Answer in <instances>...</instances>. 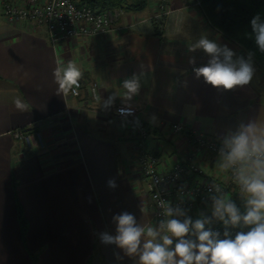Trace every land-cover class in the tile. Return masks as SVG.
Masks as SVG:
<instances>
[{
	"label": "crops",
	"instance_id": "0c3cea01",
	"mask_svg": "<svg viewBox=\"0 0 264 264\" xmlns=\"http://www.w3.org/2000/svg\"><path fill=\"white\" fill-rule=\"evenodd\" d=\"M159 13L161 20L154 17ZM118 25L121 30L108 35L51 43L40 28L7 20L0 6V264H138V255L129 257L101 240L102 233L116 234L114 215L127 211L147 227L153 210L133 135L112 115L113 105L139 107V120L151 130L145 150L159 159L161 171L190 153L188 135L173 132V124L225 141L241 124L264 121V71L258 64L250 83L232 90L196 78L193 69L208 57L189 49L202 36L248 57L202 12L182 9L181 0H168L164 10L148 0L141 11H123ZM57 61H72L81 70L80 98L58 94ZM133 76L140 88L125 101L122 83ZM88 83L97 85L96 100ZM113 95L105 108L103 101ZM16 98L28 104L26 111L16 109ZM16 129H36L43 147L26 150L12 134ZM194 162L206 175H191L189 183L225 178L221 160L198 156ZM223 195L209 196L188 216L207 218L212 198ZM227 196L246 212L236 188ZM18 205L28 224L23 237Z\"/></svg>",
	"mask_w": 264,
	"mask_h": 264
},
{
	"label": "clouds",
	"instance_id": "9594fccd",
	"mask_svg": "<svg viewBox=\"0 0 264 264\" xmlns=\"http://www.w3.org/2000/svg\"><path fill=\"white\" fill-rule=\"evenodd\" d=\"M250 23L255 43L264 52V20L257 15ZM197 49H202L208 57L206 64L193 69L197 79L203 77L207 84L223 90L247 85L252 80L255 69L251 53L247 59L237 56L227 45L206 36L191 45L189 51ZM195 62V57L189 60L190 64ZM53 77L58 94L75 95L82 72L72 61L66 66L57 61ZM122 87L126 90L124 100L130 101L139 91L138 77L125 80ZM114 99L115 95L109 96L103 106H111ZM14 105L21 112L28 109V104L19 98L14 100ZM224 145L221 167L234 169L236 183L246 200V212L241 214L235 203L223 195L212 198V216L225 226L236 227L242 222L250 230L239 231L234 238L225 230V238L221 239L218 231L205 228L211 222L209 218L201 214L202 218L193 221L180 207L173 208L161 201L166 218L158 228L142 226L133 214L125 211L113 216L116 234L102 233V242L115 244L129 257L138 255V264H264V121L241 124ZM108 184L112 188L117 186L114 180ZM190 234L195 239L187 238Z\"/></svg>",
	"mask_w": 264,
	"mask_h": 264
},
{
	"label": "built area",
	"instance_id": "2783aa9c",
	"mask_svg": "<svg viewBox=\"0 0 264 264\" xmlns=\"http://www.w3.org/2000/svg\"><path fill=\"white\" fill-rule=\"evenodd\" d=\"M157 1L160 8L164 10V3L168 0ZM181 3L182 9L201 11V0H181ZM0 6L1 13L7 20L22 21L32 27L40 28L51 43L73 37L104 36L121 30L118 22L123 14L122 9L95 10L81 3L80 0H0ZM154 17L161 20L162 14L159 13ZM79 84L80 87L76 89L75 95L69 93L71 97H81L84 90L82 79ZM87 93L91 100H96L97 85L88 83ZM139 112V107L129 105H113L111 109L112 115L129 128L137 146L141 177L153 206L150 226L158 228L159 223L166 218L160 207L161 201L170 203L173 208L180 207L188 216L189 210L197 204L206 202L213 194L229 195L230 190L235 188L241 193L240 186L235 180L234 169H226L223 180L188 182L191 175H198L201 178L206 175L194 159L198 156H207L222 160L221 149H224L225 145L224 140L197 133L180 124H173L172 130L185 132L188 135L191 145L189 156L183 162H175L169 170L161 171L159 159L145 150V141L150 136L151 130L139 120ZM12 134L24 144L26 150L43 147L39 132L16 129L12 131ZM205 228L218 231L221 239L225 238V230L229 232L231 238H234L239 231L250 230V226H245L243 223L236 227L230 225L224 228L217 218L213 223L205 224ZM187 238L195 239L191 234Z\"/></svg>",
	"mask_w": 264,
	"mask_h": 264
},
{
	"label": "trees",
	"instance_id": "16d2710c",
	"mask_svg": "<svg viewBox=\"0 0 264 264\" xmlns=\"http://www.w3.org/2000/svg\"><path fill=\"white\" fill-rule=\"evenodd\" d=\"M148 0H80L95 10L122 9L123 11H141ZM210 25L221 32L227 40L239 45L264 71V52L258 49L251 28V20L259 15L264 20V0H201V11ZM25 131H31L25 130ZM245 214V212L243 213ZM21 236L26 233L28 224L21 207L17 210ZM215 221V219H212ZM211 221V220H210ZM224 228L228 227L220 221ZM89 264V262H87Z\"/></svg>",
	"mask_w": 264,
	"mask_h": 264
},
{
	"label": "rangeland",
	"instance_id": "374dc122",
	"mask_svg": "<svg viewBox=\"0 0 264 264\" xmlns=\"http://www.w3.org/2000/svg\"><path fill=\"white\" fill-rule=\"evenodd\" d=\"M161 14V13H160ZM253 60V59H252ZM254 63L257 65V63L253 60V65H254ZM258 66V65H257ZM258 68L260 69V67L258 66ZM31 131H36L37 132V130L36 129H31ZM210 223H213V220H211V222ZM230 226V225H229ZM174 243H175V241H174ZM173 247H174V245H173Z\"/></svg>",
	"mask_w": 264,
	"mask_h": 264
},
{
	"label": "water",
	"instance_id": "95a60500",
	"mask_svg": "<svg viewBox=\"0 0 264 264\" xmlns=\"http://www.w3.org/2000/svg\"><path fill=\"white\" fill-rule=\"evenodd\" d=\"M207 218H212V219H216L215 217L212 216V214H208Z\"/></svg>",
	"mask_w": 264,
	"mask_h": 264
}]
</instances>
